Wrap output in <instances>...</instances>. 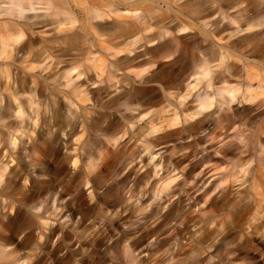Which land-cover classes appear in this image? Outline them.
I'll list each match as a JSON object with an SVG mask.
<instances>
[{
    "label": "clouds",
    "instance_id": "clouds-1",
    "mask_svg": "<svg viewBox=\"0 0 264 264\" xmlns=\"http://www.w3.org/2000/svg\"><path fill=\"white\" fill-rule=\"evenodd\" d=\"M0 264H264V0H0Z\"/></svg>",
    "mask_w": 264,
    "mask_h": 264
}]
</instances>
